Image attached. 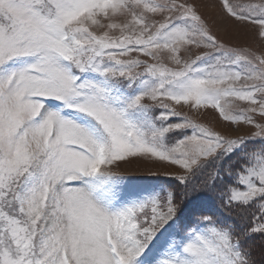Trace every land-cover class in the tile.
Returning <instances> with one entry per match:
<instances>
[{"label":"snow or ice","instance_id":"1","mask_svg":"<svg viewBox=\"0 0 264 264\" xmlns=\"http://www.w3.org/2000/svg\"><path fill=\"white\" fill-rule=\"evenodd\" d=\"M219 3L264 39V0ZM189 112L255 131L227 138ZM257 116L264 55L220 41L190 0H0V264H253ZM140 161L179 169V200L158 173H121ZM205 173L229 181V213L255 208L250 228L188 199Z\"/></svg>","mask_w":264,"mask_h":264},{"label":"rangeland","instance_id":"2","mask_svg":"<svg viewBox=\"0 0 264 264\" xmlns=\"http://www.w3.org/2000/svg\"><path fill=\"white\" fill-rule=\"evenodd\" d=\"M190 2L196 6L199 14L207 22L212 33L217 36L220 41L232 47H236L239 49H247L251 53H254L256 55H264V39L259 38L258 29L252 25L238 24L237 22L228 18L223 13L219 0H190ZM178 110L187 111L186 109ZM187 114L190 115L197 122L206 124L208 127L212 128L214 131L220 133L221 135L227 138H237L241 136L247 137L250 136L253 131H255V129L248 125H234L225 121H221L218 119L217 115L212 112H208L206 114L189 112ZM255 119L258 122H264L261 121V118L258 116L255 117ZM174 135L179 137L180 134L175 133ZM256 143L257 141H249V147L254 146ZM120 171L123 175L133 178H147L149 172L158 173L162 181H165L164 179L168 180L166 181L165 186L170 190L175 191L178 198L180 197L179 193L174 188V183L176 182L177 184L178 182L174 179V176L172 174L180 172V170L177 169L175 166L167 165L161 162L153 163L150 161H140L130 166L122 167ZM205 180H207V173L203 175L198 174L196 177L191 178L190 186L198 187L199 185L201 191L205 192L203 193L204 195L207 194L215 196L219 193L220 201H222L221 193L223 192V189L226 187L227 183H229L227 178H225L223 182L217 181L216 186L218 191L216 194L214 193V191L216 190L214 188L216 186L214 188L204 187ZM167 185H169V187ZM170 187H172L173 189H171ZM254 212L255 208L249 209L245 214H240L241 216L239 218L248 219V225H250L251 227L253 223L252 214ZM247 229L248 227L242 231H246ZM248 240L249 239H246L244 241H246L245 243L248 242L253 247L258 258H264V234H252L250 235V241ZM256 241L260 245H256ZM259 249L260 251L258 253L257 250ZM258 262V264H264L259 259Z\"/></svg>","mask_w":264,"mask_h":264},{"label":"trees","instance_id":"3","mask_svg":"<svg viewBox=\"0 0 264 264\" xmlns=\"http://www.w3.org/2000/svg\"><path fill=\"white\" fill-rule=\"evenodd\" d=\"M189 186H190V184H189ZM193 186H190L189 187V193H196V194H193V195H191V196H189L188 197V199H192V198H194V197H196V196H204V192L203 191H201V189H200V186L198 185V188L200 189V191H197V192H192L191 191V188H192ZM174 188L177 190V192L179 193V195H181V193L184 191V186L183 185H180L179 183H177L176 184V182L174 183ZM214 189H216V190H218L217 189V186L214 188ZM215 190V191H216ZM215 191H214V193H215ZM178 198V197H177ZM210 202H211V207H213V209H215L216 210V212L219 214V220H221L222 222H228V223H234V225H237V226H240V227H243V228H249L250 227V225H248V219H245V218H239L241 215L240 214H245L247 211H240V210H236V211H234V212H231V213H229L225 208H224V206L222 205V203L220 202V201H216V198H215V196H211L210 195ZM178 200H179V198H178ZM258 237V236H257ZM252 238V237H251ZM254 238V237H253ZM249 240L248 241H250V238H248ZM256 240H257V238H256ZM246 241H244L243 240V243H244V245H245V247H246V249H248V250H250L251 251V259H252V262H253V264H258L259 262H258V259L259 260H261V262L262 263H264V258H258V256L256 255V253H255V251H254V249H253V247L247 242V243H245ZM256 245H260L259 243H257V241H256ZM259 247V246H258ZM258 251V253H259V251H260V249L259 250H257ZM262 255V254H261ZM257 256V257H256ZM263 260V261H262ZM261 264V263H260Z\"/></svg>","mask_w":264,"mask_h":264}]
</instances>
